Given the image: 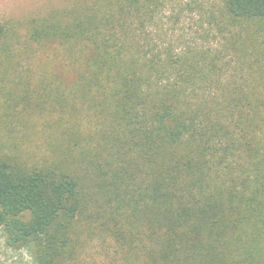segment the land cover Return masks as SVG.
I'll list each match as a JSON object with an SVG mask.
<instances>
[{
  "label": "trees",
  "instance_id": "16d2710c",
  "mask_svg": "<svg viewBox=\"0 0 264 264\" xmlns=\"http://www.w3.org/2000/svg\"><path fill=\"white\" fill-rule=\"evenodd\" d=\"M222 3L258 29L238 34L249 59L231 73L221 52L163 42L174 0H84L32 19L29 39L59 44L75 76L17 83L15 115L36 113L47 139L33 163L0 142L8 246L77 264L86 222L99 264H264V0Z\"/></svg>",
  "mask_w": 264,
  "mask_h": 264
},
{
  "label": "rangeland",
  "instance_id": "374dc122",
  "mask_svg": "<svg viewBox=\"0 0 264 264\" xmlns=\"http://www.w3.org/2000/svg\"><path fill=\"white\" fill-rule=\"evenodd\" d=\"M82 2L84 0H0V25L6 29V36L0 40V142L6 148L1 151L15 152L12 145H17L18 150L21 148L20 155L32 163L39 154L44 153L47 132L42 129V119L36 113L28 114L26 111L15 115L18 108L12 103L23 86H18L17 83L30 81L33 84L46 71L57 72L69 81L75 74L66 67L60 45L33 42L28 36V26L32 19L56 15L55 13L69 10ZM174 2V6H167L161 14L159 29L162 30L165 44L171 43L177 49L203 46L211 48V54L221 52L224 60L228 61L229 73L239 70L245 56L249 59L245 51L250 49L243 47L237 38L238 34L242 39L248 32H256L258 29L254 22H233L226 13L222 0ZM149 31L156 37L157 29L151 28ZM6 53L12 55L14 65L9 64ZM18 103L20 104V101ZM10 107L14 108V111L10 110ZM83 224L79 231L81 239L77 247V264L102 263L104 244H101V236L92 233L86 222ZM116 259L119 260L117 255ZM0 264L36 262L31 247L8 246L4 233L0 230Z\"/></svg>",
  "mask_w": 264,
  "mask_h": 264
}]
</instances>
